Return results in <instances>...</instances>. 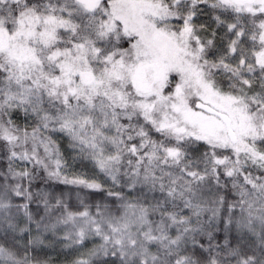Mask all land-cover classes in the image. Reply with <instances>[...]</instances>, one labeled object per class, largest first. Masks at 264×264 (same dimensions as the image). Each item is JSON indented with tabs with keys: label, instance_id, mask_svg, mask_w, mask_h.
<instances>
[{
	"label": "snow or ice",
	"instance_id": "6c2138e0",
	"mask_svg": "<svg viewBox=\"0 0 264 264\" xmlns=\"http://www.w3.org/2000/svg\"><path fill=\"white\" fill-rule=\"evenodd\" d=\"M264 264V0H0V264Z\"/></svg>",
	"mask_w": 264,
	"mask_h": 264
},
{
	"label": "trees",
	"instance_id": "16d2710c",
	"mask_svg": "<svg viewBox=\"0 0 264 264\" xmlns=\"http://www.w3.org/2000/svg\"><path fill=\"white\" fill-rule=\"evenodd\" d=\"M54 264H66V259L63 254L57 255L56 252L51 253Z\"/></svg>",
	"mask_w": 264,
	"mask_h": 264
}]
</instances>
